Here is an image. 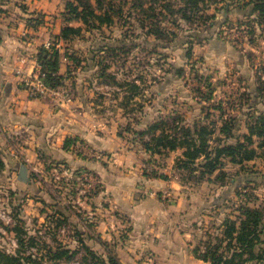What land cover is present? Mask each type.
<instances>
[{
  "label": "rangeland",
  "instance_id": "1",
  "mask_svg": "<svg viewBox=\"0 0 264 264\" xmlns=\"http://www.w3.org/2000/svg\"><path fill=\"white\" fill-rule=\"evenodd\" d=\"M67 1L57 2L55 12L62 17ZM108 2L115 7L110 11V23L93 27L78 20L67 21L80 26L81 31L61 46L69 61L65 71L68 81L63 88L79 101L87 100L88 106L82 102L79 109H83L87 126L93 128L92 137L95 125L88 121H101L98 132L106 148L96 155L89 139L67 137L78 155L75 162L46 156L34 165L30 162L29 176L39 188L36 193L23 194L16 177L7 184L0 176V211L10 216L9 222L0 217V248L9 254L19 248L9 229L21 205L24 226L37 242L28 250L24 246L20 253L23 264L52 263L47 247L57 245L76 251L68 259H58L59 264H101L97 255L107 260L109 254L122 264H156V250L145 248L135 254L136 249L128 247L133 227L128 214L109 200L105 193L109 185L130 191V196L138 200L145 198L143 177L172 180L174 189L158 192L163 202L158 215L163 221L153 225L149 220V227L163 230L166 224L167 232L185 234L183 241L191 245L190 249L199 245L203 248L208 235L217 232L225 217L236 215L241 205L264 204L261 156L245 162L243 168L224 159V180H196L188 178L187 168L175 167L181 149L151 154L143 145L149 137L148 127L155 122L168 129L178 120L186 125L205 124L212 129L209 138L214 144L235 141L246 132V122L264 110V18L251 12V5L217 0L206 10L216 13L212 27L196 28L180 20L179 27L165 24L176 33L171 40L156 39L139 23L131 0H104ZM59 7L63 11L59 12ZM194 33L198 36H190ZM225 122L234 125L230 137L219 131ZM95 159L102 162V172L91 166ZM82 173H87V179L80 177ZM136 176L139 180L134 183ZM97 206L105 210L99 212ZM55 210L64 216H58ZM107 214L114 220L110 218L109 224Z\"/></svg>",
  "mask_w": 264,
  "mask_h": 264
},
{
  "label": "crops",
  "instance_id": "2",
  "mask_svg": "<svg viewBox=\"0 0 264 264\" xmlns=\"http://www.w3.org/2000/svg\"><path fill=\"white\" fill-rule=\"evenodd\" d=\"M57 2L58 0H5L0 6V151L5 163L0 170V176L5 177L7 184L10 179L13 183V178L16 177L17 188L23 194L27 191L39 192L37 184L29 176L30 162L34 165L43 156L75 162L74 158L78 155L73 145L68 148L63 146L67 137L80 135L89 139L96 155L99 150L106 148L103 135L98 132L101 121H88H93L92 124L95 125L92 137L93 128L87 126L83 109H79L84 100L79 101L72 96L67 99L64 95L31 96L23 85V78L33 70L36 63L38 49L46 40L60 34L64 20L62 14L55 12ZM60 7L59 12L63 11ZM37 14L42 16V23L36 26L29 24V18ZM56 39L60 43L59 73L64 75V83L59 88L65 91L63 87L68 81L65 71L69 61L62 53L61 46L64 41L61 38ZM84 103L87 107V100ZM113 152L112 155L115 154ZM119 152L122 153L121 150ZM22 163L27 167L26 180L19 178ZM100 163L102 162L97 159L91 163L96 172L103 171V164ZM138 180L139 176L134 177V183ZM143 182L145 185L142 197L145 198L138 200L130 196V191L128 193L118 190L110 185L105 192L111 202L128 214L133 227L127 238L131 242L128 247L133 246L136 249L135 254L145 248L156 250V264H207L194 255L191 245H185V234L167 232L166 224L163 230L158 226L149 227V220L153 221V225L163 221L158 215L163 204L158 192L174 189L175 183L170 179L154 177H143ZM2 186L1 182L0 188ZM100 207L95 209L103 212L105 208ZM109 208H112L111 204ZM107 216L109 224L113 216ZM101 219L103 222V218ZM149 230H153V233H149Z\"/></svg>",
  "mask_w": 264,
  "mask_h": 264
},
{
  "label": "trees",
  "instance_id": "3",
  "mask_svg": "<svg viewBox=\"0 0 264 264\" xmlns=\"http://www.w3.org/2000/svg\"><path fill=\"white\" fill-rule=\"evenodd\" d=\"M4 1L0 0V6ZM216 1L131 0V7L137 11L139 23L146 29V33L156 39L171 40L176 33L165 25L166 23L179 27V21L183 20L196 26V28L208 29L212 27L216 13H210L206 10L210 8L211 2ZM234 2H239L238 6L240 4L243 6L251 5V12L264 18V0H234ZM65 8L64 24L60 34L55 36L63 41L76 36L81 31L80 26L70 25L66 23L67 21L78 20L88 26L99 27L101 23L112 21L110 11L115 10L112 3H104V0H94V3L92 0H68ZM214 8L216 10L217 7ZM117 10L122 12L121 4L117 5ZM37 16L38 19H35ZM42 21V16L37 14L30 17L28 23L36 26ZM190 36H198V34L194 33ZM189 52L190 50L187 51V55L190 54ZM36 56L37 61L47 71L44 83L51 88L63 85L64 75L59 73L60 51L58 49L47 50L41 46ZM135 86L136 84L133 83L132 87ZM261 92L264 96V87ZM233 126V123L225 122L219 131L222 132L223 136L230 137L233 134ZM148 129L149 137L143 141L145 150L153 154L161 150L181 149V155L176 158L175 167L177 169L187 168L188 178L221 181L226 176L223 170L224 159L238 164L240 168L245 166V162L253 160L255 157L261 156L264 160V110L254 114L253 118L246 122V132L242 133L240 137H236L235 141L228 143H212L213 141L209 138L212 129L198 122H194L193 125H186L178 120L169 129L163 127L160 122H155ZM69 141L70 139H65L63 143L65 148H68ZM4 166L5 163L1 158L0 151V170ZM154 174L156 175V173ZM156 177L166 179L167 175L158 174ZM18 208L19 214L14 213L15 224L9 231L13 232L19 248L15 249L14 254H9L0 248V264H23L21 260L23 255L20 253L24 246L25 250L37 246L35 236L24 226L26 222L20 215L21 206ZM55 213L58 216H64L61 211L55 210ZM208 237L202 242L204 243L203 248L201 245L193 248L194 255L207 264H264V204L261 206L241 205L237 208L236 215L225 217L217 226V232L208 235ZM79 241L83 248L95 257L92 249L83 242V239H79ZM75 253V249L57 245L55 247L48 246L46 254L49 260L53 261L49 264H59L58 259H68ZM28 258L31 257L28 256ZM96 258L101 264H122L110 254L107 260L104 257H98V255ZM38 264L41 263L38 262Z\"/></svg>",
  "mask_w": 264,
  "mask_h": 264
},
{
  "label": "built area",
  "instance_id": "4",
  "mask_svg": "<svg viewBox=\"0 0 264 264\" xmlns=\"http://www.w3.org/2000/svg\"><path fill=\"white\" fill-rule=\"evenodd\" d=\"M42 46L47 49H58L60 48V43L56 38H50L46 40ZM46 70L42 67V65L36 60V63L33 67V70L23 78V85L27 89L30 95L32 96H43V95H64V98H70L71 94L67 91H61L60 86L55 88H51L44 83V78L46 75ZM81 178L87 179V173H82ZM6 213V211H0V217L5 220V222L10 221V216Z\"/></svg>",
  "mask_w": 264,
  "mask_h": 264
},
{
  "label": "water",
  "instance_id": "5",
  "mask_svg": "<svg viewBox=\"0 0 264 264\" xmlns=\"http://www.w3.org/2000/svg\"><path fill=\"white\" fill-rule=\"evenodd\" d=\"M19 178L20 179H23V180H26L27 179V167L24 163H22L20 165V168H19Z\"/></svg>",
  "mask_w": 264,
  "mask_h": 264
}]
</instances>
